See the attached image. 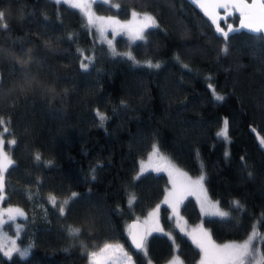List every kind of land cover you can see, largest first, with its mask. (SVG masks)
Masks as SVG:
<instances>
[{
    "label": "trees",
    "instance_id": "16d2710c",
    "mask_svg": "<svg viewBox=\"0 0 264 264\" xmlns=\"http://www.w3.org/2000/svg\"><path fill=\"white\" fill-rule=\"evenodd\" d=\"M111 2L95 1L94 11L120 19L148 12L159 27L148 29L144 41L117 36L114 52L67 4L0 0V117L10 121L0 131L8 127L4 141H17L1 206L23 210L17 240L31 246L24 258L0 250V264H90L88 253L106 243L122 245L134 264H161L174 245L185 264H196L201 253L167 206L160 221L172 238L152 234L147 255L128 243L129 223L160 203L168 187L163 173L134 179L153 144L190 175H200L203 164L208 195L230 212V219H203L216 243L242 241L254 225L264 235V33L241 28L236 12L227 18L221 12L220 27L236 29L226 40L187 0ZM148 60L160 67H148ZM25 80L37 86L21 91ZM225 118L227 139L217 136ZM73 192L78 196L61 215ZM130 193L137 198L131 206ZM234 200L245 210L233 209ZM180 213L191 225L201 220L193 198ZM69 225L81 227L78 238ZM255 245L264 252V243Z\"/></svg>",
    "mask_w": 264,
    "mask_h": 264
},
{
    "label": "snow or ice",
    "instance_id": "6c2138e0",
    "mask_svg": "<svg viewBox=\"0 0 264 264\" xmlns=\"http://www.w3.org/2000/svg\"><path fill=\"white\" fill-rule=\"evenodd\" d=\"M57 4H68L72 8L81 10L87 18L89 25H95L97 21L107 22L113 27V35L118 34L119 32H127L130 40L144 41L147 37V30L151 28H158L159 24L157 23L156 17L148 12L143 14L133 11V23L121 24L120 21L116 20L114 17L101 18L96 17L91 11L92 4L90 0H54ZM107 2V0H104ZM193 3H199V6L204 9L205 15H207L212 23L216 25V31L222 33L225 39L227 40L229 33L236 31L231 25L228 26V31L225 32L224 29L220 27L219 24V14L216 12V9L222 8L227 13L229 7H232L239 11L240 14V27L243 29H248L254 33H264V0H251V3H248V0H192ZM114 7L119 8V5H114ZM211 9V11H209ZM5 17V12L0 10V21H3ZM4 28H7L6 24L2 25ZM106 29L103 27L100 28V32L103 35ZM73 37L70 36L69 39ZM109 45L112 44V41H108ZM227 44L225 45L223 51L227 52ZM0 55H2V50H0ZM23 56H30V53H22ZM129 59H133L131 53L127 54ZM28 61H25L27 63ZM148 67H160L158 63L153 64L151 60L146 61ZM81 68L87 70L89 67L88 63H81ZM187 67V66H185ZM37 85L34 81H23L20 85V90L23 91L26 88H35ZM208 87L213 92V98L216 102H222L225 97L216 92L212 84H209ZM123 104V102H122ZM96 115L101 122L105 121L107 117L104 113L97 110ZM10 124V121H5L0 117V126ZM228 125L229 121L227 118L223 121V127L217 133L218 137H223L224 139L228 138ZM9 131L8 127H4V132L0 133V200L5 198V173L8 169L14 164L13 159L7 151H5V143L10 147L14 146L17 141L15 139L9 140L7 142L2 138L5 133ZM260 143L264 145V138H261ZM152 155H158L161 160H167L159 150L157 144L152 146ZM197 155H199L197 153ZM227 156L228 153L226 152ZM35 159L39 161L41 157L39 154L35 156ZM243 159V158H242ZM51 163V162H49ZM153 166L148 164L147 167L144 163H141L140 172L137 173V176L134 179H139L140 176L152 169ZM172 168L175 170L180 177L183 179L179 182L176 179H173V172L169 171L170 182L172 187L166 190L165 197L160 204H157L156 207L149 212V217H154L155 222L158 225L159 223V212L161 204H167L171 209L174 216L177 217V221L182 220L183 217L180 216L181 205L184 204L185 199L188 195L195 194L199 192L203 199L198 196V200L201 205V212L205 217L221 219H230V212L221 210L219 201H211L207 194V189L204 187L205 181L207 179L206 175L203 172V164H201V174L195 180L188 176L187 173L175 169L174 165H171V162L168 161L165 167H156L153 170L159 172L168 170ZM78 196L77 193H71V196L64 200L63 204L60 205V214H65V206L68 205L74 198ZM136 196L134 193L129 194V205L131 206L136 201ZM51 203L55 205L57 199L55 196L50 197ZM231 207L233 209H239L244 211L245 209L240 204L238 200L231 202ZM8 217V220L3 219L4 216ZM24 212L20 208H8L3 212H0V226L9 222L15 221L17 217H24ZM259 223H264V219L260 220ZM19 225L17 228L19 229ZM2 231V227H0ZM81 227H74L72 225L68 226V234L73 238H78L81 234ZM154 231H163L159 227H154L150 229H145L140 231L137 229V224L129 225V235L131 237L132 244L134 245L137 251H143L147 255V236L151 235ZM181 231H184L182 228ZM192 243L199 249L201 253L199 264H264V252H261L259 248L256 247L255 241L260 240L261 243H264V235H261L257 230L256 226H253V231L249 234L246 240L242 243L230 242L222 245L216 244L211 237V234L208 230L203 229L201 226L199 230L193 229L192 233H189ZM8 243L11 244V247L5 252V255L11 256L13 254H18L21 258H24L29 255L31 246L17 247L15 240H10ZM7 247V244L0 242V249ZM178 250V248H177ZM90 264H132V256H130L119 244H109L106 243L100 249V252H90L88 253ZM151 264V261H149ZM169 264H183L179 256H175Z\"/></svg>",
    "mask_w": 264,
    "mask_h": 264
},
{
    "label": "rangeland",
    "instance_id": "374dc122",
    "mask_svg": "<svg viewBox=\"0 0 264 264\" xmlns=\"http://www.w3.org/2000/svg\"><path fill=\"white\" fill-rule=\"evenodd\" d=\"M95 1H98V0H90V2H91V4H92L91 11L94 13V15H95L96 17H101V18L114 17L116 20L120 21L121 24L133 23V16H132L133 11H136L137 13H140V14H143V13H144V12H141V11L132 10V11H131V14H130V17L127 18V19H120V18H118V17H116V16H112V15L98 14L97 12L94 11V8H93V3H94ZM100 1H104V0H100ZM107 3H112V2H111V0H107ZM67 5H68V4H67ZM69 6H70V5H69ZM70 7H71V6H70ZM74 9H76V8H74ZM77 10H78V11H79V12L85 17V19H86V21H87V18H86V16L84 15V13H83L81 10H79V9H77ZM233 12H235V11H234V9H232V8H228V10H227V13H228V14H226V13H225V10H224V11L222 12V18H225L226 16H229V15L232 14ZM226 18H227V17H226ZM87 23H88V22H87ZM89 26H90V28L94 31V34H95L97 40L104 42V43H105V44H106L111 50H113L114 52H115L114 41H115V38H116L117 36L123 35L124 37H126V38L128 39V41H129L130 43H134V42H136V41H139V40H136V41L130 40L129 35L127 34V32H119V31H118V34L113 35V27H114V25H110V24L107 23V22L97 21L95 25H89ZM101 27H103L104 29H106V31L104 32L103 35H102L101 32H100V28H101ZM108 41H112V44L109 45ZM128 53H130V52L127 51V52L123 53V55H125V56L128 57V55H127ZM131 56H132V55H131ZM222 127H223V124H222ZM3 132H4V130H3V131H0V133H3ZM2 138L4 139V135H3ZM5 142H6V141H5ZM10 149H11V147H10L7 143H5V151H7V152L9 153V155H10ZM152 151H153V149L147 154V156H146L145 158H142V159L139 160V168H138V172H137V173L140 172V169H141V163H142V162L144 163V165H145L146 167H147L148 164H151V165L153 166V168H152V169H149L148 171L144 172L143 174H145V173H147V172L163 173V174H165V175L167 176V178H168V187L166 188V190H167V189H170V188L172 187V184H171V182H170V177H169V171H172V172H173V176H172V178H173V179H176L178 182H179L180 180L183 179V178L180 177V176L178 175V173H177L175 170H173L172 168H168V170L159 171V172L153 170V169L156 168V167H165V166L167 165V162H168V161L171 162V165H174V166H175V169H179L180 171L187 173L188 176L191 177L193 180H195L197 177H199V175H197V176L190 175L188 172H186L185 170H183V169H181L180 167H178L174 162L171 161V159H170L168 156H166V155L163 154L162 152H160V153H161L164 157H166L167 160H161L160 157H159L158 155H152V156H150V153H152ZM10 156H11V155H10ZM143 174H142V175H143ZM136 176H137V174H136ZM204 187L206 188L205 184H204ZM165 193H166V191H165ZM207 194H208V193H207ZM198 196H199L201 199H203L202 195H201L199 192H196L195 194H192V195H188V196H187V198L190 197V198H193V199L195 200V202H196V204H197V206H198V208H199V211H200V213H201V220H200L198 223L193 224V225L189 224V223L186 221V219H184V218H183L182 220H179V223H178V221H177V217L174 216L173 213H172V209H171L167 204H161V207H162V206H167V207L170 209V216H171V218L175 221V223H176L178 229L181 231V229L183 228L184 231H181V232H182L183 234H185L190 240H191V237H190L189 233H192L193 229H197V230H199V228L202 226L203 229L208 230V229L204 226V224H203V219L205 218V216H204V215L202 214V212H201V205H200V202H199V200H198ZM164 197H165V194H164L162 200L164 199ZM208 197H209V199H210L211 201L215 202V200L211 199L209 195H208ZM187 198H186V199H187ZM186 199H185V200H186ZM162 200H161V201H162ZM1 201H3V200H0V212H3L5 209L10 208V207H4V206H1ZM161 201H160V203H161ZM160 203H158V204H160ZM156 205H157V204H156ZM156 205H155L152 209H150V210H149V211H148L143 217H140L139 220L142 221V222L144 223V225L146 226V229H150V228H154V227H159V228H161V229L163 230V231H154V232L151 233V235H152V234H155V233L167 234V233L165 232V229L163 228V225L161 224V221H160V212H159V223H158V225H157L156 222H155V218H154V217H149V215H148L149 212H151V211L156 207ZM181 207H182V205H181ZM11 208H19V207H13V206H12ZM20 209H21V208H20ZM21 210H22V209H21ZM160 210H161V208H160ZM180 210H181V208H180ZM221 210H223V209H221ZM22 211H23V210H22ZM224 211H225V210H224ZM180 216L182 217L181 213H180ZM21 218H23V217H17L15 221H9V222L3 224L2 226H0V227H2V231H0V242H4V243L7 244V247H5V248H3V249H0L1 252H3L4 254H5V252L8 250V248L11 247V244L8 243V241H10V240H15V241H16V245H17V247H23V246H21V245L18 243V240H17V238H18V234H19V231H20V227H19V229L17 228V225L20 226V224H19V222H18V219H21ZM3 219H4L5 221H7V220H8V217L5 215V216L3 217ZM208 232L210 233L209 230H208ZM151 235L147 236V241H148V238H149ZM167 235H168L169 237L172 238V236H171L170 234H167ZM246 239H247V238H246ZM246 239H244V240H246ZM212 240H213V239H212ZM244 240H242V241H227V242H224V243H216L214 240H213V241H214L216 244H218V245H222V244L230 243V242L242 243V242H244ZM113 245H115V244H113ZM119 245H120V244H119ZM103 246H104V245H103ZM103 246H102V247H103ZM102 247H101V248H102ZM101 248H100V249H101ZM123 248H124V247H123ZM100 249H99L98 251H96V252L99 253V252H100ZM124 250H125L130 256H131V254H130L125 248H124ZM142 252H143V251H142ZM6 256H8V255H6ZM175 256H179V255H178V253H177V247L174 245V250H173L172 257H171L169 260H167V261H165V262H163V263H161V264H169V261H171ZM179 258H180V257H179ZM180 260L182 261L181 258H180ZM199 261H200V259L197 261L196 264H199ZM182 262H183V261H182ZM109 264H111V262H109ZM132 264H134V263H133V260H132ZM148 264H149V261H148ZM151 264H155V263L151 261ZM183 264H185V263L183 262Z\"/></svg>",
    "mask_w": 264,
    "mask_h": 264
},
{
    "label": "water",
    "instance_id": "95a60500",
    "mask_svg": "<svg viewBox=\"0 0 264 264\" xmlns=\"http://www.w3.org/2000/svg\"><path fill=\"white\" fill-rule=\"evenodd\" d=\"M190 4H192L196 9H198L205 17H207L210 21H211V19L207 16V15H205V11H204V9H202L200 6H199V3H193L192 2V0H187ZM248 3H251V0H248ZM229 8H232V7H229ZM232 9H234V8H232ZM209 11H211V9H209ZM224 11V9H222V8H218V9H216V12L219 14V17L221 18V12H223ZM234 11L237 13V14H239V11H237L236 9H234ZM240 15V14H239ZM220 20V19H219ZM212 22V21H211ZM219 22V21H218ZM216 26V25H215ZM248 30V29H247ZM249 31V30H248ZM251 32V31H250ZM254 33V32H253ZM137 224V229L138 230H140V231H143V230H145L146 229V226L144 225V223L142 222V221H140V220H138V219H135V220H133V221H131L130 223H129V225H132V224ZM129 225H128V234H127V240H128V243H129V245H130V247H131V249L132 250H134V251H136L137 252V250L135 249V247H134V245L132 244V241H131V237H130V235H129Z\"/></svg>",
    "mask_w": 264,
    "mask_h": 264
}]
</instances>
